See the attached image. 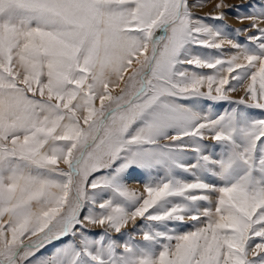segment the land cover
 <instances>
[{"label": "snow or ice", "instance_id": "snow-or-ice-1", "mask_svg": "<svg viewBox=\"0 0 264 264\" xmlns=\"http://www.w3.org/2000/svg\"><path fill=\"white\" fill-rule=\"evenodd\" d=\"M206 2L0 0V264H264V0Z\"/></svg>", "mask_w": 264, "mask_h": 264}, {"label": "rangeland", "instance_id": "rangeland-1", "mask_svg": "<svg viewBox=\"0 0 264 264\" xmlns=\"http://www.w3.org/2000/svg\"><path fill=\"white\" fill-rule=\"evenodd\" d=\"M192 2V0H190V3ZM244 0H225L226 4H241L243 3ZM217 3V0H207V2L202 6V7H198V8H192L191 10L193 11L194 14L198 15V16H206L208 14H214L216 9H215V4ZM225 11V19L223 21H211L209 20V23H217V24H225L227 25V31L231 34V38L232 39H237L240 42H245L246 41V34L241 33L240 35H236L235 33L232 32L233 29H237V28H243L246 27L248 25V21H244L243 23H241L239 20H237L234 15L231 13V11H229L228 9H224ZM264 26V25H262ZM203 51H208V52H214V50H203ZM228 55L227 52H225V57ZM197 71H203L205 73H211L212 70L210 69H202V70H197ZM119 90L117 89L116 92H118ZM116 92H114V94H116ZM230 101H236L239 100L242 96H244V91H243V87H239L237 88L236 91L228 93ZM185 103H191V102H185ZM98 104V101H97ZM197 106L198 108L202 109L204 114H209V115H218V114H222L225 110H230L232 107H240L243 108V105H236L234 103H230L229 101H218V102H214V101H210V100H200L197 102ZM255 114H259L260 110H256V109H251L249 110ZM204 144L208 145V149L207 152L208 154H213L218 153L219 152V148L214 146V142L211 141L210 138H205V140L203 141ZM61 168H65V166L61 163L60 165ZM162 175V174H161ZM183 178L186 180H192L193 177L190 174H182ZM155 179H159V177H156L155 175L153 176H148L146 173H141L139 171L132 173V175H130L127 178V186L130 189H135L137 191L142 192L143 191V186L146 182H151ZM214 199V197H213ZM137 223H142V221H137ZM195 222L192 221H188L187 219L184 222L183 227L180 229L181 231H187L191 228L192 224H194ZM89 229L92 232H99L101 231V229L98 226H89ZM131 230V225H129V228L127 229V231ZM115 235V234H113ZM136 239H139V237L137 236ZM27 242V241H25ZM52 249L48 248L46 249L44 252L40 253L41 255L47 254L48 252H50Z\"/></svg>", "mask_w": 264, "mask_h": 264}]
</instances>
